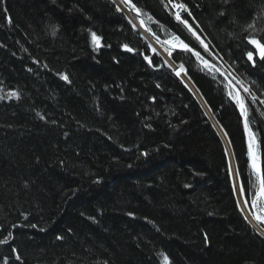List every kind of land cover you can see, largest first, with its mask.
<instances>
[{
    "label": "trees",
    "instance_id": "trees-1",
    "mask_svg": "<svg viewBox=\"0 0 264 264\" xmlns=\"http://www.w3.org/2000/svg\"><path fill=\"white\" fill-rule=\"evenodd\" d=\"M132 2L158 37L179 36L247 85L264 171V61L246 55V37L264 36V0ZM170 57L177 70L115 0H0V264H264L227 147L176 73L226 135L251 207L259 182L238 107L196 56Z\"/></svg>",
    "mask_w": 264,
    "mask_h": 264
},
{
    "label": "snow or ice",
    "instance_id": "snow-or-ice-1",
    "mask_svg": "<svg viewBox=\"0 0 264 264\" xmlns=\"http://www.w3.org/2000/svg\"><path fill=\"white\" fill-rule=\"evenodd\" d=\"M169 2L171 3V0H169ZM222 2L224 4H228L230 2V0H222ZM121 3L124 4H130L132 10H134L138 15L141 13V9H139L135 3H132V0H121ZM173 7L177 8L178 10H183L185 12H187V14L189 16H191V12L187 9V6L184 3H175L173 4ZM219 15L223 16L225 15L224 11H221L219 13ZM175 18L182 23L183 25H185L189 31L192 32L193 35H196L195 31L192 29V25L189 24L187 19H183L180 15V11H177L175 14ZM149 19H151V17H149ZM234 22V21H233ZM141 23L143 24V21H141ZM254 28V24L250 23L247 28L245 29V31H247L248 29H253ZM91 31V30H89ZM262 32H264V29L261 30ZM91 36L93 38V40L95 42L99 41V37L96 35L95 32H91ZM246 39L248 40V43L250 45L253 46V50H249L246 52L247 58L249 61H251L253 63V65H255V59H254V55L257 56L260 60L264 61V36H255V35H249L248 37H246ZM197 40H200V37L197 36ZM172 48H181L185 51L188 52H193L194 50L192 48L189 47L188 44L184 43L183 40L180 39L179 36H173L172 38ZM201 44H203V41H200ZM125 48H127L129 51H132L131 48L128 47V45H124ZM205 50H207V45H204ZM194 54L197 56L198 59H201L202 63L204 64V66L206 68L208 67H212V65H209L208 62L206 60H203V58L201 57L200 53L194 52ZM169 55H171V50H169ZM145 59L149 61V63H151V60L149 59V57L145 56ZM176 75H180L179 72L176 73ZM64 79L67 80L68 77L64 76ZM254 83V82H253ZM245 91H249L248 88L244 89ZM255 99V98H254ZM236 102L240 105V109L242 114L245 116V127H248V109L245 107L244 102L241 98L236 97ZM249 135H250V140H249V154H251V149H252V138H253V134L251 133V131H249ZM144 155H147V153H145ZM254 170L256 172V178L259 182V186H258V191L256 193V195L253 197L252 199V205L253 207H257L258 206V201L264 200V171H261V169L256 166L255 164L253 165ZM234 188L238 191V192H244V185L243 183H239L236 184L234 182ZM238 203H240V201H238ZM244 204H247L248 201L244 200L243 201ZM131 215V214H130ZM255 219L257 221H260L262 223H264V215L261 214H255ZM32 227H36L35 225H31ZM9 235H11V233H9ZM207 238V237H206ZM0 243H3V241H0ZM13 251H15V249H13ZM16 259H20L19 256L16 257ZM165 259H167V257H165Z\"/></svg>",
    "mask_w": 264,
    "mask_h": 264
},
{
    "label": "water",
    "instance_id": "water-1",
    "mask_svg": "<svg viewBox=\"0 0 264 264\" xmlns=\"http://www.w3.org/2000/svg\"><path fill=\"white\" fill-rule=\"evenodd\" d=\"M121 2V0H119ZM133 3V2H132ZM123 5L126 7L127 10H129L130 13H132L134 16L137 17V19L140 21H143V24H142V28L139 29L145 36L146 38L158 49H160L161 47H164L165 49L167 50H171L173 52H179V53H183V52H188V51H185L179 47L177 48H172V43L170 42V40H165V39H162L158 36H156L152 31L151 29L149 28L146 20L144 19V17L142 16V14L140 13L139 15L134 11L132 10L131 8V5L130 4H124ZM190 47V46H189ZM192 48V47H190ZM194 51L191 52L194 54V52H197V50H195L194 48H192ZM127 51H129L127 49ZM199 52V51H198ZM201 57L203 58V60H206L208 62L209 65H212L211 68H214L216 69L219 74L223 77V79L226 81V83H228L232 88H233V91L235 92V94L237 95V97L241 98L243 97V93L241 91V89L239 88V86L231 79L229 78L220 68H218L216 66V64H214L213 62L209 61L204 55L201 54V52H199ZM243 100V99H242ZM237 103V102H236ZM237 106H238V111H239V115L241 117V120H242V126H243V131H244V136H245V141H246V147H247V158H248V162H249V166L250 168L252 169V171L254 172V174L256 175V172L254 170V167L253 165L255 164L256 166H258L261 171H263V165H262V161L260 160V158L258 157V152L257 150L255 149V146L252 142V149H251V154H249V140H250V135H249V127H245V116L242 114L241 112V109H240V105L237 103ZM257 157V161L258 163L255 162V160L253 158ZM261 203L263 204L264 206V200H261ZM255 207H253L252 205V209H254ZM264 212V211H263Z\"/></svg>",
    "mask_w": 264,
    "mask_h": 264
},
{
    "label": "bare ground",
    "instance_id": "bare-ground-1",
    "mask_svg": "<svg viewBox=\"0 0 264 264\" xmlns=\"http://www.w3.org/2000/svg\"><path fill=\"white\" fill-rule=\"evenodd\" d=\"M116 1V3L117 4H119L118 6L121 8V10L128 16V18L132 21V23H133V25L137 28V30L143 35V37L148 41V42H150L147 38H146V36L139 30V29H141L142 28V24L140 23V21L137 19V17L136 16H134L132 13H130L129 12V10H127L126 9V7L123 5V3H121L119 0H115ZM137 6V5H136ZM138 7V6H137ZM139 8V7H138ZM142 14V13H141ZM142 16H143V14H142ZM144 17V16H143ZM144 19H145V17H144ZM146 20V19H145ZM147 22V21H146ZM148 24V23H147ZM149 26V25H148ZM150 28V27H149ZM152 31V30H151ZM153 32V31H152ZM154 33V32H153ZM155 34V33H154ZM156 35V34H155ZM157 36V35H156ZM151 43V42H150ZM151 45H153L152 43H151ZM154 46V45H153ZM191 47V46H190ZM193 48V47H192ZM195 49V48H194ZM126 50H127V48H126ZM159 51H160V53L163 55H161L162 56V58L164 59H166V60H168V59H170V55H168V53H169V51H164V49H162V48H160V49H158ZM195 50H197V49H195ZM198 51V50H197ZM172 52V51H171ZM200 52V51H199ZM189 53H191V52H189ZM191 54H193V53H191ZM202 54V53H201ZM194 56H196L195 54H193ZM203 55V54H202ZM197 57V56H196ZM207 58V57H206ZM209 61H211V62H213L214 64H216V66L218 67V68H220L229 78H231L238 86H239V88L241 89V91H242V93L244 94L245 92H244V90H243V88L241 87V85H239V83L236 81V79H234L228 72H227V70L228 69H226L224 66H222V65H220V64H218L216 61H213V60H211V59H209V58H207ZM201 60V59H200ZM211 68V67H210ZM212 70H214L218 75H219V77H221L222 78V80L224 81V83H225V86H226V88L228 89V91H229V97L231 98V99H233L232 98V93L234 94V96H235V99L233 100L235 103H236V97H237V95L235 94V92L233 91V88L228 84V83H226V81L223 79V77L219 74V72L216 70V69H214V68H211ZM184 74V73H183ZM184 78L186 79V81L187 82H185L186 83V86L193 92V90H195L196 92H197V90H196V88H195V86L191 83V81L187 78V77H185L184 76ZM194 93V92H193ZM195 94V93H194ZM197 95H198V97L200 98H198L197 97ZM197 95L195 94V96L197 97V99L199 100V101H201V97H200V95H199V93L197 92ZM242 99H243V97H242ZM202 102H203V100H202ZM201 102V103H202ZM243 102H244V105H245V107H246V103H245V100L243 99ZM205 104V103H204ZM236 105H237V103H236ZM205 106H206V108L204 107V105L202 104V107H203V109H204V111H205V113H206V115H207V117H208V119H209V121L214 125V127H215V129H216V131L218 132V134L221 136V138H222V140L224 141V144L226 145V141H227V143H228V146H230L229 145V142H228V140H227V137H226V135L224 134V132H223V130L221 129V127H220V125L218 124V122H217V120L215 119V117L212 115V113H211V111L208 109V107H207V105L205 104ZM238 107V106H237ZM248 127H249V125H248ZM249 131H250V128H249ZM246 142V141H245ZM253 142V141H252ZM254 144V143H253ZM227 146V145H226ZM255 146V145H254ZM231 149V148H230ZM255 149H256V147H255ZM259 157V156H258ZM254 160H255V162L256 163H258V161H257V157H255V158H253ZM238 179V178H237ZM238 181H239V179H238ZM252 208V207H251ZM252 211H253V215H254V226L255 227H257V229H258V233L264 238V223H262V222H260V221H257L256 219H255V214H257V211H256V209L254 208V209H252ZM261 215H264V212H262L261 213ZM251 226H252V224H251Z\"/></svg>",
    "mask_w": 264,
    "mask_h": 264
},
{
    "label": "rangeland",
    "instance_id": "rangeland-1",
    "mask_svg": "<svg viewBox=\"0 0 264 264\" xmlns=\"http://www.w3.org/2000/svg\"><path fill=\"white\" fill-rule=\"evenodd\" d=\"M118 3V2H117ZM119 5V4H118ZM195 31V33H196V35H193L192 34V37L194 38V40H196L197 41V43H199V45H200V47L202 48V50L203 51H205L207 54H209V55H212L213 56V54H212V52L209 50V48H208V44H207V42H206V40H204V38H202V36H200L197 32H196V30H194ZM192 33V32H191ZM197 36H199L200 37V40H197ZM200 41H203V44H201L200 43ZM204 45H207V50H205V47H204ZM162 49H164V48H162ZM164 51H165V49H164ZM214 57H216V56H214ZM217 58V57H216ZM218 59V58H217ZM219 61V60H218ZM167 64H170L171 65V62L170 61H168V62H166ZM219 64V63H218ZM226 68V67H225ZM227 69V68H226ZM227 72L234 78V79H236V81L239 83V85H241V87L243 88V90L245 89V88H248L247 87V85L245 84V83H243L230 69L229 70H227ZM181 77L182 78H184V76L181 74ZM186 77V76H185ZM184 80H185V78H184ZM185 82H187L186 80L184 81V84L186 85V83ZM191 89V88H190ZM249 89V88H248ZM228 90V89H227ZM193 92L197 95V92L195 91V90H193ZM229 92V91H228ZM244 94H243V99L244 98H246V97H249V91H245L244 90ZM197 97H198V95H197ZM199 98V97H198ZM232 98H233V100L235 99V96H234V94L232 93ZM200 99V98H199ZM202 102V99H201V101H200V103ZM201 104H203L204 105V107L206 108V106H205V104H204V102H202ZM247 108V107H246ZM213 115V114H212ZM224 142V141H223ZM226 143V147H227V152H228V155H229V165H230V170H231V175H232V181H233V185H234V182L236 183V184H239V183H241L240 182V179H239V176H238V173H237V167H236V163H235V161H234V158H233V154H232V150L230 149V146H228V143H227V141L225 142ZM239 179V181H238V179ZM235 189V188H234ZM235 192H236V197H237V201H240V203H238L239 204V207H240V209H241V211L244 213L243 215L245 216V219L248 221V223L249 224H252V226L258 231V229H257V227H255L254 225V215H253V211H252V208L251 207H249V204H244L243 203V201L245 200V198L242 196V192H238L236 189H235ZM259 202V201H258ZM260 204V203H259ZM258 204V206L257 207H255V209H256V211H257V213L258 214H261L263 211H264V206H263V204H262V207L260 206ZM254 224V225H253Z\"/></svg>",
    "mask_w": 264,
    "mask_h": 264
}]
</instances>
